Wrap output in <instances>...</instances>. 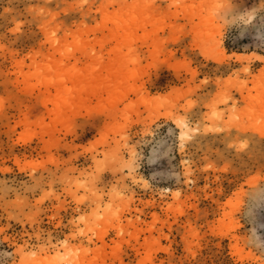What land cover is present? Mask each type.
I'll list each match as a JSON object with an SVG mask.
<instances>
[{
	"label": "rangeland",
	"instance_id": "1",
	"mask_svg": "<svg viewBox=\"0 0 264 264\" xmlns=\"http://www.w3.org/2000/svg\"><path fill=\"white\" fill-rule=\"evenodd\" d=\"M0 264H264V0H0Z\"/></svg>",
	"mask_w": 264,
	"mask_h": 264
}]
</instances>
